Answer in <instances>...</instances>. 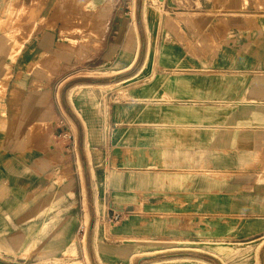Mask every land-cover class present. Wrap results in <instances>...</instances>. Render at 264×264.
Segmentation results:
<instances>
[{
    "label": "crops",
    "instance_id": "0c3cea01",
    "mask_svg": "<svg viewBox=\"0 0 264 264\" xmlns=\"http://www.w3.org/2000/svg\"><path fill=\"white\" fill-rule=\"evenodd\" d=\"M0 83V264H264V0H0Z\"/></svg>",
    "mask_w": 264,
    "mask_h": 264
},
{
    "label": "rangeland",
    "instance_id": "374dc122",
    "mask_svg": "<svg viewBox=\"0 0 264 264\" xmlns=\"http://www.w3.org/2000/svg\"><path fill=\"white\" fill-rule=\"evenodd\" d=\"M145 2H147V5H149L151 3L152 6H159L160 5V1L159 0H144ZM140 4V0H136V8L138 9V5ZM8 21L10 22H16L15 16H14V12H9L8 14ZM12 28V32L10 33L11 37H15L16 35H18V31L15 25L11 26ZM12 44L11 41L6 42L7 46H10ZM18 43H15L13 45V50L16 48ZM72 45H78V42H73L72 41ZM80 45V43H79ZM115 70H110L109 68H104L103 70H101V72H98V75H102L103 77V81L105 80H109L108 78H106V76H109L111 74H114ZM122 84L120 83L119 86H121ZM113 86H108V87H103V92L106 93L109 89H111ZM4 84L0 83V95H3L4 93ZM66 137L69 138V133H66ZM84 226L86 228V235L89 232V228H90V223H89V210L87 208L86 210V216L84 218ZM84 236V238H85ZM80 239H82V233L80 234ZM264 240V239H263ZM262 240V241H263ZM250 245V251L249 253L243 255L240 253H237L235 256H230L227 258L226 263L227 264H253L254 263V257H255V252L256 250L259 248L260 245H254V244H247ZM75 248V245H72ZM72 248V247H71ZM87 256V254H86ZM75 260H81L77 257V251L75 249H73V252H71V249L69 251H67L65 253V255L62 256V258H57L51 262H49L48 264H71L73 261ZM82 261V260H81ZM87 261L89 262V260L87 259ZM83 262V261H82ZM84 263V262H83ZM157 262H152V264H156ZM85 264V263H84Z\"/></svg>",
    "mask_w": 264,
    "mask_h": 264
},
{
    "label": "built area",
    "instance_id": "2783aa9c",
    "mask_svg": "<svg viewBox=\"0 0 264 264\" xmlns=\"http://www.w3.org/2000/svg\"><path fill=\"white\" fill-rule=\"evenodd\" d=\"M159 1H161V0H159ZM110 211H111V216L109 217V221L111 223H113V224L117 223L122 219L123 211L118 210V209H114V208H111ZM86 231L87 230H86L84 223H83L80 227V232L82 233V238L86 235Z\"/></svg>",
    "mask_w": 264,
    "mask_h": 264
},
{
    "label": "bare ground",
    "instance_id": "6f19581e",
    "mask_svg": "<svg viewBox=\"0 0 264 264\" xmlns=\"http://www.w3.org/2000/svg\"><path fill=\"white\" fill-rule=\"evenodd\" d=\"M6 40H7L6 42L11 41L10 38H7ZM83 240L85 242V238ZM87 259L89 260L88 256H87ZM71 264H84V263L81 260H75ZM150 264H152V263H150Z\"/></svg>",
    "mask_w": 264,
    "mask_h": 264
}]
</instances>
